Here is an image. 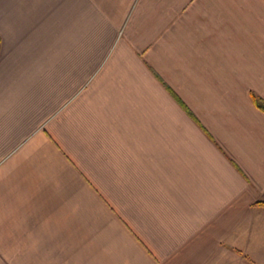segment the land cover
Masks as SVG:
<instances>
[{"label": "crops", "instance_id": "obj_1", "mask_svg": "<svg viewBox=\"0 0 264 264\" xmlns=\"http://www.w3.org/2000/svg\"><path fill=\"white\" fill-rule=\"evenodd\" d=\"M253 95L264 0H0V264H264Z\"/></svg>", "mask_w": 264, "mask_h": 264}, {"label": "trees", "instance_id": "obj_2", "mask_svg": "<svg viewBox=\"0 0 264 264\" xmlns=\"http://www.w3.org/2000/svg\"><path fill=\"white\" fill-rule=\"evenodd\" d=\"M253 98V101L255 102L256 106L264 111V102L262 100H260L259 98L255 97L254 95L252 96ZM255 206H261V207H264V202H257L255 204ZM238 254H240L239 252H237ZM244 258H246L245 256H243ZM247 259V258H246Z\"/></svg>", "mask_w": 264, "mask_h": 264}]
</instances>
